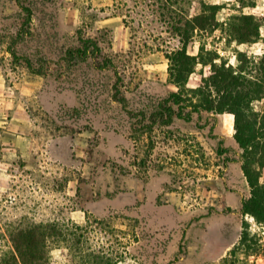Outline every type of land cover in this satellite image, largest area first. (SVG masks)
<instances>
[{"label": "rangeland", "instance_id": "obj_1", "mask_svg": "<svg viewBox=\"0 0 264 264\" xmlns=\"http://www.w3.org/2000/svg\"><path fill=\"white\" fill-rule=\"evenodd\" d=\"M254 1L255 7L242 11L263 15L264 0ZM113 2L0 0V133L13 130L10 119L19 109L31 118L38 138V153L29 159L11 157L4 149L8 146L0 143V251H8L13 230L38 226L48 264H224L232 246L224 254L215 231L240 223V209L235 207L242 194L249 193L235 160L239 149L233 133L227 132L233 130V121L223 120L224 113L202 112L190 121L175 118L170 125L148 129L147 119L129 117L112 98L113 84L118 82L132 111L147 116L159 100L177 90L167 83L166 58L152 52L166 49L165 41L168 46L175 41L163 33L161 40L164 25L135 13L130 14L131 33L121 16L112 18L118 10ZM233 4L236 0L228 7ZM261 32L264 36V27ZM210 35L199 32L193 40L208 45L223 34L217 30ZM85 37L98 41L115 70L98 69L91 58L74 57L70 63L62 59ZM240 48L248 55L261 54L264 42ZM12 50L28 56L33 68H38V59L47 60L42 72L15 62ZM212 55L203 52L202 57ZM209 70L197 66L187 86L195 87L200 72L206 76ZM63 136L65 148L55 150L53 144ZM219 141L229 151L217 153ZM56 157L67 163L64 169L48 165ZM72 176L85 187L77 199H65L64 184ZM109 176L115 188L108 195L141 194L109 213H98V206L83 220L79 212L70 213L81 206L88 211L86 202L99 197ZM96 179L99 189L91 193L85 184ZM201 216L206 218L199 221ZM246 219L264 240V228ZM248 261L264 264V256H250Z\"/></svg>", "mask_w": 264, "mask_h": 264}, {"label": "trees", "instance_id": "obj_2", "mask_svg": "<svg viewBox=\"0 0 264 264\" xmlns=\"http://www.w3.org/2000/svg\"><path fill=\"white\" fill-rule=\"evenodd\" d=\"M115 2V4H114ZM112 16L119 15L122 22L133 33L131 13L140 17H150L151 21L164 25L159 32L174 40L173 46L162 49L168 60V81L177 87L176 91L158 101L157 106L147 116L143 111H132L128 107L125 96L120 94L118 82L113 84L112 98L131 118L137 115L147 119L145 127L170 125L175 118L190 121L193 114L202 112L212 114L230 113L233 115V139L239 149L240 168L249 187V196L241 199L240 232L237 242L232 245L223 258L224 264H249V257L264 256V240L259 232L251 230L252 219L258 228H264V181L261 180L264 169V49L261 54L248 55L245 51L233 49L235 63H229L225 57L213 50L205 49L204 41H200L197 56L187 52V45L198 33L212 34L219 30L226 39L238 43L264 42L261 32L264 27V14L259 16L244 13L242 9L255 7L254 0H236L233 4L237 12L230 13L224 20L217 17L223 4H212L207 0H114ZM26 22H30L31 12L26 9ZM129 18V19H127ZM129 22V23H128ZM213 55L205 59L202 54ZM15 62H23L33 72L41 73L43 63L47 60L38 59V68H33L31 59L11 51ZM76 57L81 61L92 59L98 69L112 68L116 65L110 56L104 55L98 41L92 37L80 39V46L68 48L64 59L67 63ZM219 58V62L215 59ZM197 63L210 65L206 76L200 72V79L195 87L189 88L186 83L188 76L194 72ZM117 75V71H115ZM117 76V80H118ZM261 102V107H255ZM229 151L219 141L216 152ZM232 159V161H235ZM8 251H0V264H48L44 255V233L38 226L13 230L10 234Z\"/></svg>", "mask_w": 264, "mask_h": 264}, {"label": "crops", "instance_id": "obj_3", "mask_svg": "<svg viewBox=\"0 0 264 264\" xmlns=\"http://www.w3.org/2000/svg\"><path fill=\"white\" fill-rule=\"evenodd\" d=\"M207 1L209 3H212V4H223L224 3L223 7H221V9L217 13V17L221 21L224 20V18L227 17L230 13H234V12L238 11L234 7H228L230 4L234 3L235 0H207ZM226 7H228V8H226ZM225 10H230V12L228 11L225 13V16H221V12L225 11ZM244 13H246V12H244ZM112 18H115V17L112 16ZM216 31L217 30H215L213 32V34ZM210 37H213V36L210 35ZM216 37H217L218 41H214V42L212 40L209 41L208 45L205 44V49L206 50L207 49L215 50L219 54V56L227 58L229 60V63L234 64L235 63V55H234L233 49L240 50L241 49L240 46L243 44H247V43H238L236 41H232L229 44V46H227L225 37H223V36H221V37L216 36ZM129 40H130V38H129ZM129 40H128V43H129ZM251 44H253V43H251ZM219 45H222V46H219ZM207 46H208V48H207ZM227 47H234V48L233 49L230 48V49L226 50ZM199 51H200V41L199 40L198 41L192 40L188 43L187 52L190 55L197 56ZM241 51H243V50H241ZM250 51L252 52V50H250ZM152 52L156 55L158 53H161L166 58L163 50L153 49ZM225 53L227 54L226 56H224ZM166 60H167V58H166ZM218 60H219V58L215 59V61H218ZM197 66L200 68H203V66H208V68H210V65H203L201 63H197L196 67ZM196 67H195V69H196ZM167 68H168V60L166 63V73H167V78H168ZM201 73L203 74L202 71H201ZM204 74L206 75L208 73L205 72ZM167 83H169L170 85L177 88L175 85L170 83L168 80H167ZM186 85H187V83H186ZM171 91H175V90H171ZM0 102H2V99H0ZM16 113H17V115H14V117H12L10 119L11 122L13 121V130L11 132H5V134L0 133V143L5 144V146H8V147H4V149H6L7 151H10L11 157L27 156V159H29V157L33 158V155L35 153L36 154L38 153L37 152V149H38L37 139L38 138L35 135V130H34L35 128L32 125L31 118L29 116H25L19 109L16 110ZM224 114L226 116L223 117V120L229 121V122L233 121V115L232 114H230V113H224ZM227 132L229 134H231V133H233V130L232 131L227 130ZM219 133H221L220 135H224L223 132H219ZM65 144H66V137L63 136V137L57 138L56 142L53 145H54V147H56L55 150L57 148L60 150L62 146L65 148ZM68 149L70 152L73 151V149L70 148L69 146H68ZM48 150L49 149H47V150L45 149L44 151L48 152ZM64 151H66V150H64ZM49 160H50V158H49ZM0 161H1V159H0ZM46 162H47V160H46ZM66 164L67 163L66 162L64 163V161L61 158H57V157L54 158V160H50L48 162V165H53V166H55V168H60V169H64ZM47 172H49V171H47ZM114 181L115 180L113 178L107 177V180L101 186L102 190L100 192L99 197H96V199H92V201L88 200L86 202L85 209L89 208L88 211L84 210L81 206V207L72 208L70 213L74 215V213L79 212V214H77V216L79 217V219L83 220L84 216L86 215V212L96 211V209L100 207V209L97 210L98 213H99V211H101L103 213H109L110 210L114 211L115 209H121L125 205L130 204L131 200H134L138 195L141 194V192H138L137 194H135V193L130 194L129 192H127L128 195L122 196V198H121V196L116 195V194L108 195L107 192H109V191L113 192V190L115 188ZM65 182L66 183L64 184V190L62 192L64 194V196H62V197L65 199H71L72 197H74V199H77L79 194L81 193L82 189H84V187H85V186L82 187V184H80L79 177L78 176L69 177ZM85 185H88V187L90 186V192L91 193H93V191L95 193V191H96L95 188L97 190L99 189L97 179L92 180L88 184H85ZM92 185H94V186H92ZM248 196H249V193L247 194L245 192L242 194L243 198L248 197ZM97 198H99V200ZM143 199H146L145 194L143 196ZM240 206H241V200H240V203L235 207V209L239 210ZM72 217H74V216H72ZM203 218H206V216H201L198 220L199 221L201 219L203 220ZM239 232H240V223L237 221L235 224H232V226H230L229 224H226V225H224V228L218 229L215 231L217 239L219 241L218 245L224 247L223 248L224 254L237 241L238 236H239ZM224 254H221V256H223Z\"/></svg>", "mask_w": 264, "mask_h": 264}]
</instances>
